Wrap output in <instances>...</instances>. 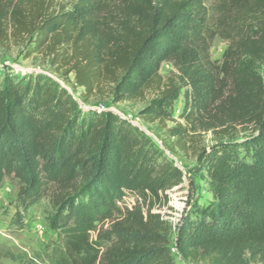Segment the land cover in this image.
Masks as SVG:
<instances>
[{
  "label": "trees",
  "instance_id": "1",
  "mask_svg": "<svg viewBox=\"0 0 264 264\" xmlns=\"http://www.w3.org/2000/svg\"><path fill=\"white\" fill-rule=\"evenodd\" d=\"M216 37L227 42L220 60ZM14 43L26 57L63 59L86 104L144 101L139 117L161 144L113 110L83 107L47 74L0 71V187L16 181L13 223L25 228L46 200L59 235L28 261L2 249L0 259L264 263V0H0V47ZM185 180L173 223L159 209ZM199 180L212 194L205 205Z\"/></svg>",
  "mask_w": 264,
  "mask_h": 264
},
{
  "label": "rangeland",
  "instance_id": "2",
  "mask_svg": "<svg viewBox=\"0 0 264 264\" xmlns=\"http://www.w3.org/2000/svg\"><path fill=\"white\" fill-rule=\"evenodd\" d=\"M226 48L227 42L220 37H216L212 46L213 58L220 60ZM26 52L23 44L14 43L9 46V48L0 47V71L14 69L19 72L47 74L60 82L70 93H72L83 107L113 110L123 118L130 120L134 124H139L155 135L156 126L145 124L139 117V112L145 104L144 101L135 100L114 103L107 97L95 96L88 101V104H86L83 101L82 96L84 89L75 85L74 73H70L67 76L63 75L64 70L67 68L63 59L60 57L53 58L45 51L26 57ZM173 69V65L167 62L163 64L161 73L167 76ZM184 101L185 98L182 94L175 107L176 116L182 111ZM153 138L161 144L157 137ZM168 154L174 158L184 170L191 165L190 160L181 157L180 155H175L170 152ZM188 186L189 182L188 180H185L181 186L171 189L169 192V206L159 209V211L173 223L178 221L181 213L187 206L189 192ZM17 193L18 187L16 181L7 178L3 186L0 187V249H2V251L10 250L16 256H22L28 261L37 253L44 254L47 249L50 251L53 244L58 241L59 235L58 231L52 228L50 224L51 211L46 200L42 201L40 206L34 207L26 213L25 222L27 224L25 228H20L17 224L13 223L17 211ZM198 195L199 203L201 205L207 204L212 198V194L209 191L208 184L205 180L198 181ZM124 201L127 204H131L134 201V196L131 194L126 195ZM170 207H173V209ZM94 241L95 238H93V242ZM94 246L98 249L97 245L94 244ZM177 259L181 262L180 257H177ZM0 264L23 263L20 260H13L10 257H2L0 259ZM256 264L264 263L258 262Z\"/></svg>",
  "mask_w": 264,
  "mask_h": 264
},
{
  "label": "water",
  "instance_id": "3",
  "mask_svg": "<svg viewBox=\"0 0 264 264\" xmlns=\"http://www.w3.org/2000/svg\"><path fill=\"white\" fill-rule=\"evenodd\" d=\"M135 125L139 126L142 130H144L147 134L151 135L152 137H156L155 135H153L152 133H150L148 130H146L145 128H143L142 126H140L139 124L135 123ZM161 143V142H160ZM169 153V152H168Z\"/></svg>",
  "mask_w": 264,
  "mask_h": 264
}]
</instances>
